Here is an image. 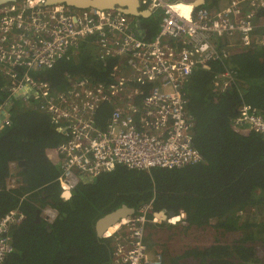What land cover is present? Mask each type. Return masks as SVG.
<instances>
[{"label":"built area","instance_id":"2783aa9c","mask_svg":"<svg viewBox=\"0 0 264 264\" xmlns=\"http://www.w3.org/2000/svg\"><path fill=\"white\" fill-rule=\"evenodd\" d=\"M140 8L159 10L157 32L118 9L79 8L45 0H17L0 6V73L9 92L0 103V131L11 124L10 109L22 100L50 117L62 141L47 150L59 167L56 182L64 192L124 165L129 169L179 168L204 162L194 145L196 120L185 86L198 69L225 61L241 48L264 47V0H227L218 6L193 2L139 0ZM182 5L183 7H180ZM88 41L100 58L119 57L110 80L76 78L58 91L37 74ZM236 82L225 69L213 84L225 92ZM234 126L264 139V115L243 102ZM19 163H10L9 188L19 182ZM153 199L103 233L113 238L112 264H168L151 252L146 225L154 216ZM43 210V209H42ZM52 223L57 210L47 205ZM153 213V218L149 215ZM184 213L165 221L177 223ZM26 214L20 207L0 216V264L14 250L13 229ZM178 220H174V219ZM110 227V228H112Z\"/></svg>","mask_w":264,"mask_h":264},{"label":"trees","instance_id":"16d2710c","mask_svg":"<svg viewBox=\"0 0 264 264\" xmlns=\"http://www.w3.org/2000/svg\"><path fill=\"white\" fill-rule=\"evenodd\" d=\"M221 1L206 0V5L215 7ZM259 16L264 17V8ZM150 30L154 34L157 28ZM88 43L83 41L37 77L55 91L76 78L110 80L120 58H100ZM210 66L196 70L184 89L196 120L194 145L204 162L151 170L119 165L81 183L69 198L61 196L55 181L59 167L47 154L62 141L61 133L50 117L15 100L11 124L0 131V216L20 207L26 218L13 229L14 250L5 264H112L113 238L98 235V219L124 204L138 209L152 199L153 212L185 215L178 225H146L148 247L162 252L168 264H264V139L254 130L234 126L243 102L264 115V47L241 48ZM227 68L235 72L236 82L219 92L213 80ZM4 83L0 73V103L9 97ZM21 160L26 165L18 166L19 185L9 188L10 163ZM45 205L58 212L52 223L37 217ZM192 228L214 230V242L186 244L180 254L174 253L176 238Z\"/></svg>","mask_w":264,"mask_h":264},{"label":"water","instance_id":"95a60500","mask_svg":"<svg viewBox=\"0 0 264 264\" xmlns=\"http://www.w3.org/2000/svg\"><path fill=\"white\" fill-rule=\"evenodd\" d=\"M11 1H17V0H0V6L2 4H5L7 2ZM206 0H196L194 2L195 5L204 4ZM45 3L47 4H56V3H65L71 6H76L79 8H87V7H96L100 9H118L126 14L135 16V17H146L148 12H144L139 10V0H45ZM195 134V132L193 133ZM26 165L25 160H21L19 162V166L23 167ZM72 195V193L64 192L61 194L63 198H69ZM134 206H129L127 204H124L120 208L104 215L100 219H98L96 223V229L99 236H103V233L106 232L110 227L117 224V222L130 214H133L135 212ZM41 211L38 210L37 217L39 218V221L41 219L40 217ZM154 216L157 219H160L162 221L167 220L170 217L175 216V213L172 211L167 210H161L154 213Z\"/></svg>","mask_w":264,"mask_h":264},{"label":"rangeland","instance_id":"374dc122","mask_svg":"<svg viewBox=\"0 0 264 264\" xmlns=\"http://www.w3.org/2000/svg\"><path fill=\"white\" fill-rule=\"evenodd\" d=\"M166 1H169V2H178L180 0H166ZM181 1H188V0H181ZM227 0H222L221 3H225ZM159 17H160V11L159 10H156L154 11L153 15H152V18H151V24L149 25V28L153 30V27L154 28H157L158 30V27H159ZM144 21V19H143ZM149 24V23H148ZM156 30V32H157ZM17 102V105H20L23 103L22 100H18L16 101ZM47 205H45L43 207V210H41V215L40 217L43 219L45 218V213L43 211H45ZM152 222V221H150ZM155 223V222H153ZM162 223H170L168 221H163ZM158 224H161L160 222ZM171 224H180V222L178 221L177 223H171ZM215 231L214 230H202V229H196V228H192L190 229L187 233L183 234L180 238L177 237L176 238V241L174 243V247L173 249L175 250L174 253L176 254H180V252L183 250L184 246L186 244H196V245H206V244H211L214 242V239H215ZM149 250L151 252H155V248H150L149 247ZM260 255L263 256L264 255V252L263 250H260Z\"/></svg>","mask_w":264,"mask_h":264},{"label":"clouds","instance_id":"9594fccd","mask_svg":"<svg viewBox=\"0 0 264 264\" xmlns=\"http://www.w3.org/2000/svg\"><path fill=\"white\" fill-rule=\"evenodd\" d=\"M196 0H188V1H184V2H193V4H194V2H195ZM178 2H183V1H178ZM204 4H206V2L204 3ZM140 5V4H139ZM195 5V4H194ZM200 5V4H199ZM197 6V5H196ZM139 10H141V11H144L142 8H140V6H139ZM149 10H145L144 12H148ZM149 13H151L150 11H149ZM134 18H136V19H138L139 17H135V16H133ZM141 22H142V20H141ZM19 163V162H18ZM20 167V166H19ZM19 176V175H18ZM20 180H21V177L19 176V180H18V182H20ZM19 185V184H18ZM43 209V208H42ZM42 209H40V211L42 210ZM176 216V215H175ZM46 222H48L47 220H45ZM181 221V220H180ZM179 221V222H180Z\"/></svg>","mask_w":264,"mask_h":264},{"label":"crops","instance_id":"0c3cea01","mask_svg":"<svg viewBox=\"0 0 264 264\" xmlns=\"http://www.w3.org/2000/svg\"><path fill=\"white\" fill-rule=\"evenodd\" d=\"M153 13H154V12L147 14L146 17L140 16V17L137 19V21H139V20L141 21L142 18H143V19H144V18H147V21H148L147 24H146L145 22H142V24H143V25H146V27L149 28V25L152 23V22H151V18H152ZM148 23H149V24H148Z\"/></svg>","mask_w":264,"mask_h":264},{"label":"bare ground","instance_id":"6f19581e","mask_svg":"<svg viewBox=\"0 0 264 264\" xmlns=\"http://www.w3.org/2000/svg\"><path fill=\"white\" fill-rule=\"evenodd\" d=\"M180 7H181V5H180ZM42 216V215H41ZM174 220H178L177 218L176 219H174ZM114 230V227H112V228H109V232H112Z\"/></svg>","mask_w":264,"mask_h":264},{"label":"flooded vegetation","instance_id":"af4514ba","mask_svg":"<svg viewBox=\"0 0 264 264\" xmlns=\"http://www.w3.org/2000/svg\"><path fill=\"white\" fill-rule=\"evenodd\" d=\"M43 220H46L45 218H43Z\"/></svg>","mask_w":264,"mask_h":264}]
</instances>
